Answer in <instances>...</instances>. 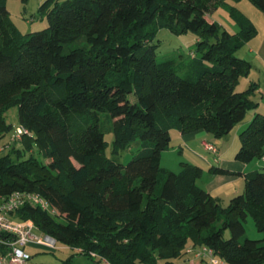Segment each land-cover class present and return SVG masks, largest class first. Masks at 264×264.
<instances>
[{
  "label": "trees",
  "instance_id": "16d2710c",
  "mask_svg": "<svg viewBox=\"0 0 264 264\" xmlns=\"http://www.w3.org/2000/svg\"><path fill=\"white\" fill-rule=\"evenodd\" d=\"M230 1L42 0L48 26L23 33L0 0V139L13 129L5 113L14 106L32 133L25 149L0 156V197L31 191L50 204L53 211L27 204L19 215L75 250L63 264L76 254L99 264H175L189 245L211 249L221 264H264V237H247L245 225L251 216L264 234V168L247 173L225 206L199 182L202 166L161 165L172 129L222 138L252 110L235 157L264 155L259 82L237 90L253 68L237 52L257 27ZM249 1L264 12V0ZM220 6L238 31L208 19ZM164 27L197 33L191 59L159 58ZM106 121L114 152L139 143L127 164L106 153ZM33 146L39 156L27 155Z\"/></svg>",
  "mask_w": 264,
  "mask_h": 264
},
{
  "label": "rangeland",
  "instance_id": "374dc122",
  "mask_svg": "<svg viewBox=\"0 0 264 264\" xmlns=\"http://www.w3.org/2000/svg\"><path fill=\"white\" fill-rule=\"evenodd\" d=\"M41 2L42 0H28L26 2L22 0H8L7 5L10 10L11 17L23 33L41 30L48 26L47 20L40 18L39 6ZM229 3L240 9L253 22L260 20L258 14H260L261 16H263L264 14L262 10L258 9L249 0H236L235 2L230 1ZM207 17L209 20L211 18L215 19V21H218L223 26V28H226L231 32H236L240 29L238 23L233 19L228 9L224 6H220L216 10L212 11L207 15ZM197 40H198V35L196 32L188 31L182 34H176L172 32L169 28L166 27L161 28L157 33V36L155 37V42L158 43V56L161 59L167 56H174L179 59L180 58L191 59L193 53L197 50ZM247 50H248V43L245 44L242 48H240L237 54L240 57L249 59L250 56L248 55ZM186 71L187 69L180 70V73L182 75H187ZM248 78L249 77H243L241 79L237 87V90L243 91L248 87L250 81H255V80L249 81ZM256 82H259V80L258 81L256 80ZM261 92L262 91L259 88L254 98L262 99L260 97ZM5 115L7 117L8 122L13 123V129L0 139V156L10 152L14 145L16 148H20V149L26 148V144L24 141L25 137H23L22 140L15 141L12 140V135H11L13 130L17 126H19L18 107L14 106L8 109ZM252 115H253V110L247 114L246 120H248L250 117L253 118ZM237 128L239 127L237 126L234 129V131L230 133L229 137L223 136V138L220 139L219 143H221L225 149L228 148L231 149L232 143L235 144V146L238 144L240 145V132L242 130L239 132V135H237L236 134ZM105 129H106L105 138L108 142L106 149L107 155L116 159L121 163L127 164L136 154L137 148L139 147V143L135 141L131 148L124 149L119 152H114L113 151L114 133L112 130H109L110 123L108 121H106ZM27 135L32 136V133H28ZM174 144H175V149L173 150L171 149L170 151H166L163 153L161 158V165L163 168L170 169L173 171H179L182 169L183 166L182 162L190 161L189 159H191V156L187 148L183 149L184 146L182 148L179 146V143L176 142ZM205 144H213V143L205 142ZM26 150H27L26 151L27 155L34 153L39 156V152L36 146H33L31 150L29 149ZM215 178L216 177H214V174L213 173L210 174L208 168H206L204 169L203 175L199 179V182H201V184L203 185L210 183ZM239 184L241 185V183L238 181L237 184L235 185L238 186ZM233 189L235 188L224 186L218 188V190L216 191L217 194L221 195V200L225 206L228 205L231 200L230 195L234 192ZM245 225H246L247 237L251 239H262L264 237V234L258 230V228L255 225L254 219L251 216L247 219ZM38 233L41 235L43 234L42 231H38ZM230 233L231 232L227 230L226 236L229 237ZM30 251L33 252V257L29 261L31 264H63L64 261H66L75 252V250H73L72 248L64 246L59 242H57V248L54 249L45 248L44 246H36V247H31ZM198 251L199 249H197V247H192L189 245L185 250V253H183L182 256L175 261V264H214V262L211 259L213 257H210L209 255H204L203 253L198 254ZM65 264H99V263L90 256L84 254H76L73 256L72 261L66 262Z\"/></svg>",
  "mask_w": 264,
  "mask_h": 264
},
{
  "label": "crops",
  "instance_id": "0c3cea01",
  "mask_svg": "<svg viewBox=\"0 0 264 264\" xmlns=\"http://www.w3.org/2000/svg\"><path fill=\"white\" fill-rule=\"evenodd\" d=\"M260 17L259 21H254L255 25L257 27V33L256 35L248 42V50L247 53L250 56L248 59L252 65V71L250 75L248 76L249 81L250 80H259V88L261 89L260 97L262 99H257L258 109L260 112L264 113V14ZM211 21H215V19L211 18ZM254 116V112L253 115ZM252 118L250 117L248 120H246L244 123L237 125L239 128H237L236 134L239 135V132L244 129ZM236 126V127H237ZM235 127V128H236ZM234 128V129H235ZM234 131V130H233ZM232 133V132H231ZM230 135V134H229ZM229 135H226V137H229ZM171 147L170 149L166 151H170L171 149H175V142L179 143V146L185 149L187 148L190 152L191 159L188 162H192L194 164H198L202 166L204 169L208 168V171L210 174H212L211 167L213 166H221L225 169H228L230 171L236 172V174H214V177H216L213 181L207 184H203V186L210 191L213 195L220 197V194H217L216 191L218 188L228 186L233 187V193L230 195L231 198L235 196L238 193H241L245 189V177L246 174L257 169H263L264 168V159H255L251 162L245 163L240 162L236 159V152L239 148V144L235 146V144L232 143V148L225 149L221 143H219L220 139L222 138H216L211 133L205 132V131H198L188 134H183L181 131L177 129L171 130ZM229 141V140H227ZM205 142L213 143L218 148V153H215L211 150H209ZM236 143V141H235ZM166 151H163L166 152ZM162 153V155H163ZM193 160V161H191ZM240 182L236 186L237 182ZM201 183V182H200ZM243 183V185H242ZM231 185V186H229ZM235 185V186H234ZM242 186V187H240ZM241 188V189H240ZM33 254V252H32ZM30 263V262H29ZM31 264V263H30Z\"/></svg>",
  "mask_w": 264,
  "mask_h": 264
},
{
  "label": "built area",
  "instance_id": "2783aa9c",
  "mask_svg": "<svg viewBox=\"0 0 264 264\" xmlns=\"http://www.w3.org/2000/svg\"><path fill=\"white\" fill-rule=\"evenodd\" d=\"M29 130L24 126H17L12 132V140H22ZM206 147L218 153L214 144H205ZM264 159V155L262 157ZM27 204L41 206L53 211L50 204L38 193L31 191H15L8 196L0 197V264H28L33 254L31 247L44 246L57 248V240L50 235L39 234L41 229L32 219H25L19 215L20 210ZM209 255L214 264L223 263L216 258L211 249H199L198 254ZM106 263H108L106 261Z\"/></svg>",
  "mask_w": 264,
  "mask_h": 264
}]
</instances>
